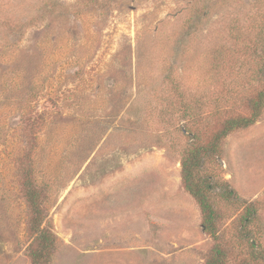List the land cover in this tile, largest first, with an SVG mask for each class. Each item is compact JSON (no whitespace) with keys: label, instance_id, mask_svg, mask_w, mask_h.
Returning <instances> with one entry per match:
<instances>
[{"label":"rangeland","instance_id":"rangeland-1","mask_svg":"<svg viewBox=\"0 0 264 264\" xmlns=\"http://www.w3.org/2000/svg\"><path fill=\"white\" fill-rule=\"evenodd\" d=\"M216 1L0 0V264H32L28 170L55 235L44 264H206L216 243L240 264L264 247V111L203 160L217 240L181 181L183 128H199L184 106L210 112L224 82L238 98L210 127L261 86L245 48L264 0ZM203 4L186 54L179 36Z\"/></svg>","mask_w":264,"mask_h":264},{"label":"trees","instance_id":"trees-1","mask_svg":"<svg viewBox=\"0 0 264 264\" xmlns=\"http://www.w3.org/2000/svg\"><path fill=\"white\" fill-rule=\"evenodd\" d=\"M217 3H221V1L218 0L213 4ZM195 7V5L190 6L191 15L186 20V25L179 36V41L182 42L186 54H189L191 38L195 35V31L199 27V24H201L202 19L207 16L206 13L209 8L206 4H203L201 9H195ZM247 42L245 50L249 54V57L246 59L249 63L248 66H252L248 80H257L261 86L257 88L250 86L243 92L241 100L243 101L245 112L234 113L229 117L221 116L210 127L209 124L207 126L203 125V121L207 120L206 114L209 117L211 113L212 115H219L221 113V105L223 106L224 103L229 102L234 103L238 98L237 95L228 94L230 92L233 93L232 89H227L225 94H223L224 82L220 84L222 85V90H220V93L213 102V111L205 113L202 106H199L197 112L191 113V106L189 104L184 106L185 110L191 116L193 115L192 118L199 128H196V130H191L188 127L183 128L187 132H192L193 146L184 152L180 160L181 181L185 190L192 195L199 205L204 232L215 240L218 237L216 225L218 214L213 204L214 197L212 193L214 186L211 178L200 175V169L202 168L204 159L211 155L217 156L220 142L223 138L239 128H245L253 124L264 111V13L256 23L253 34L248 38ZM202 83L204 84L201 87L205 86L207 82L203 80ZM203 128L208 129L205 130ZM22 191L28 208L27 229L32 236L29 256L32 264H44L51 257L55 235L44 213L43 196L33 180L31 170L24 173ZM232 194V190L225 189L223 196L229 198ZM252 206L253 204L249 203L245 207V211L241 216L242 227L247 226L253 221L255 209ZM251 244L255 245L253 240H251ZM251 252L250 261L243 260L240 264H264V247L253 246ZM225 256L224 250L216 243L206 264H226Z\"/></svg>","mask_w":264,"mask_h":264}]
</instances>
